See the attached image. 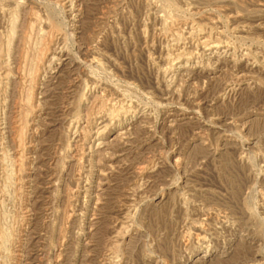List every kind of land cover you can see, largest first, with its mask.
Returning a JSON list of instances; mask_svg holds the SVG:
<instances>
[{"label": "rangeland", "instance_id": "1", "mask_svg": "<svg viewBox=\"0 0 264 264\" xmlns=\"http://www.w3.org/2000/svg\"><path fill=\"white\" fill-rule=\"evenodd\" d=\"M0 264H264V0H0Z\"/></svg>", "mask_w": 264, "mask_h": 264}, {"label": "bare ground", "instance_id": "2", "mask_svg": "<svg viewBox=\"0 0 264 264\" xmlns=\"http://www.w3.org/2000/svg\"><path fill=\"white\" fill-rule=\"evenodd\" d=\"M217 48V47H216ZM54 64V63H53ZM32 242V241H31ZM208 251V250H207Z\"/></svg>", "mask_w": 264, "mask_h": 264}]
</instances>
